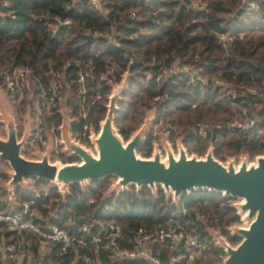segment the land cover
<instances>
[{"label": "trees", "instance_id": "trees-1", "mask_svg": "<svg viewBox=\"0 0 264 264\" xmlns=\"http://www.w3.org/2000/svg\"><path fill=\"white\" fill-rule=\"evenodd\" d=\"M101 1L99 10L89 0H0V68L24 65L34 76L46 79L52 69L66 66L69 84L62 94L69 95L55 103L46 116L49 122L63 120L59 108L64 104L74 121L73 130L81 131L87 124L98 132L109 95L126 75L127 88L117 102L113 123L127 140L143 122L145 112L154 111L153 124L137 148L142 156H150L157 127L166 128L172 141L183 133L188 152L203 154L209 141L213 155L220 160L238 154H264V23L258 10H248L240 17L241 0H203L207 3L204 9L193 7L191 0ZM65 19L69 22L63 23ZM111 30L114 42L101 35ZM219 34H226L225 40L220 41ZM175 61L189 65L195 71L193 77L178 72L166 79L157 78ZM109 66H113L112 72L99 78ZM85 71L89 76L80 82L79 75ZM216 80L229 87L217 85ZM14 102L18 116L26 103ZM253 113L262 120L248 128H214L206 138L193 129L198 121L230 120ZM20 121L18 134L23 131ZM73 160L77 156L64 157V161ZM6 177L0 171V178ZM110 177L84 185L70 183L63 196L50 180L29 176L26 184L15 186L14 193L26 200L35 190L47 188V195L35 206L43 214L59 208L55 222L67 229L72 228L70 222L96 216L120 223L131 234L138 227L163 225L173 217L189 221L210 241L209 228L232 244L240 240L227 228L240 220L234 197L198 188L173 201L159 184L153 191L147 185L136 188L130 184L108 195ZM4 194L6 189L0 185V195ZM105 204L109 209L106 214L101 211ZM2 234L10 237L14 232L0 221V237ZM196 251L195 264H215L225 255L213 242L209 248ZM159 255L167 260L168 248L162 247ZM52 257H63V264H69V258L57 251ZM126 264L150 263L133 260Z\"/></svg>", "mask_w": 264, "mask_h": 264}, {"label": "built area", "instance_id": "built-area-1", "mask_svg": "<svg viewBox=\"0 0 264 264\" xmlns=\"http://www.w3.org/2000/svg\"><path fill=\"white\" fill-rule=\"evenodd\" d=\"M89 2L94 8L102 9L101 0H89ZM2 3L6 4V1ZM191 4L200 9L207 7L206 1L203 0H191ZM241 8L240 17L248 10H258L264 23V0H241ZM131 15H134L133 11ZM68 22L67 19L63 21V23ZM101 35L110 41H115L113 30ZM225 38L226 34H219L220 41ZM65 67L52 69L46 79L34 76L30 67L24 65L11 69L0 68V87L5 90L11 101L24 102L27 106L25 120L29 122V131L26 132L27 142L25 144L34 147H36L35 145L43 146L42 152L49 150L48 157L65 151L61 135L64 119L57 124L53 121L49 122L46 118L47 114L52 112L56 102L61 103L65 100L62 90L69 84ZM112 70L113 66H109L100 72L98 77L104 79ZM178 72H183L191 77L195 73L189 65L175 61L171 66L165 68L157 78L166 79ZM89 73V71L81 73L79 81L83 82ZM215 83L227 88V84L221 80H216ZM249 90L255 92L253 89ZM59 110L62 111V108ZM259 121V117L252 114V116H244L239 119L198 121L193 129L198 136L206 138L210 136L214 128H248ZM68 122L70 123L68 134L74 141H81V136L91 138L98 133L87 124L83 125L81 131L73 130V119H68ZM23 134L25 133H22L21 136ZM49 143H51L50 148ZM51 183L55 185L53 181ZM23 184H26V179L20 185ZM111 185L107 189V193ZM56 186L60 190L59 186ZM14 188L15 186L7 185L5 187L6 194L0 195V221L14 232L10 237H6L4 234L0 237V264H63L65 258H53L54 251L69 258V264H126L133 260L145 261L150 264H195L193 251L207 249L212 242L218 244L215 235L219 233L217 230L211 232L213 239L210 241L201 236L202 234L196 226L189 225V221H180L173 217L169 218L166 224L141 226L133 230L131 234H127L120 223L96 216L80 223L70 222L72 228L67 229L60 227L55 222L59 208L55 207L47 214H43L41 209L35 206L42 196L47 195V188L35 190L26 200L18 199ZM101 211L105 214L108 213V205L102 206ZM203 217V215L198 216L200 219ZM229 231L231 230L229 229ZM222 236L228 241L224 235ZM162 247L168 248L167 260H162L159 255ZM182 249L188 250L187 254H183Z\"/></svg>", "mask_w": 264, "mask_h": 264}, {"label": "water", "instance_id": "water-1", "mask_svg": "<svg viewBox=\"0 0 264 264\" xmlns=\"http://www.w3.org/2000/svg\"><path fill=\"white\" fill-rule=\"evenodd\" d=\"M126 88L125 75L113 87L105 117L93 138L96 154L70 138V123L63 120V142L72 155L80 158L78 162L57 164L50 161L49 150L39 158L25 157L22 147L27 142V135L18 138L15 123L9 118L7 136L0 137V159L7 160L12 169L8 185L14 187L24 183L26 177L35 176L53 181L65 196L70 183L83 184L111 174L116 180L108 191L109 195L130 184L136 188L147 185L152 191L159 184L173 201H177L183 192L198 188L239 197L241 200L233 206L238 214H242L245 225L233 224L230 229L234 235L240 236V240L232 245L219 233L215 234L225 252L222 264H264V154L256 155L255 161L247 162V156H243L237 164L232 157L224 163L214 157L212 146L204 156H197L189 155L181 142H177L175 153L169 142L164 141L165 159L157 146L151 156H141L136 150L143 143L152 121L146 118L126 141L113 123L117 102Z\"/></svg>", "mask_w": 264, "mask_h": 264}, {"label": "rangeland", "instance_id": "rangeland-1", "mask_svg": "<svg viewBox=\"0 0 264 264\" xmlns=\"http://www.w3.org/2000/svg\"><path fill=\"white\" fill-rule=\"evenodd\" d=\"M116 86V85H114ZM227 87H229V85L227 84ZM63 95V94H62ZM69 95V92H66L65 94V100H67V96ZM64 96V95H63ZM17 103V102H16ZM15 102L14 101H11V99L9 98V96L7 94H5V91L3 88L0 87V137L2 138H5L7 136V131H8V123H7V120L9 118H12L14 123H15V127H16V133L18 134V127H17V123L19 124V121L22 122V127H23V130L25 129V126H26V120H25V116L27 115V106L25 107V110L17 116V111H16V104L14 106ZM26 105V104H25ZM60 108H62V115L64 117L65 120H68V107L64 104H61ZM255 115H257L260 119V121L262 120L260 118V116L256 113H253ZM145 117H144V120L146 118L150 119V121H152V124H153V121H154V111L153 110H147L145 112ZM19 117H21V119H19ZM238 119L240 117H237ZM235 119V118H234ZM143 120V122H144ZM206 121H211V120H206ZM142 122V123H143ZM212 122V121H211ZM141 123V124H142ZM140 124V126H141ZM151 124V126H152ZM115 126V125H114ZM139 126V127H140ZM28 127V126H27ZM138 127V128H139ZM156 127V125L154 126V128ZM115 128L117 129V127L115 126ZM137 128V129H138ZM151 128V127H150ZM149 128V130H150ZM136 129V130H137ZM118 130V129H117ZM135 130V131H136ZM156 131H154V133H156L157 135V138L153 141V149H152V152L154 150V146H157L161 152V157L163 159H165L166 157V151L164 149V146H163V142L164 141H167L169 142V144L171 145V147L173 148L174 152L177 153V142H181L183 144V141H182V136H183V133H181V135L175 137V139L172 141L169 137V133L167 131L166 128H158L155 129ZM134 131V132H135ZM97 132V131H96ZM119 132V131H118ZM133 132V133H134ZM22 133L18 134V137L21 135ZM120 134V132H119ZM148 134V133H147ZM97 135V134H96ZM95 134L91 137V138H88V137H84V136H81V141H78V140H75L76 142L80 143L81 145H83L85 148H87L88 150H90L93 154H96V146H95V143L93 141V138L96 136ZM121 136V134H120ZM131 136V135H130ZM86 138V139H84ZM121 138L126 141L122 136ZM203 138V137H202ZM208 146L205 148V152L203 154H199L197 152H188L185 145L183 144V146L185 147L187 153L189 155L191 154H194V155H197V156H204L206 154V151L207 149L212 146L211 142L208 141ZM35 145V144H34ZM36 147L34 146H31V145H24L22 147V154L25 156V157H28V158H39L41 156V154L43 153L42 151L44 150L43 146H39V145H35ZM51 146V143H49V148ZM65 150L64 152L60 153V154H52L49 159L51 161H54L56 162L57 164H62V163H65V162H71V161H64V157L66 156H76V155H72L71 154V151L69 149H66V146L64 147ZM137 152V150H136ZM152 152L150 154V156L152 155ZM137 154H139L137 152ZM141 155V154H139ZM142 156V155H141ZM243 156H247V162H250V161H255V156H249L248 154H238V155H233V156H227L224 160H221L222 162H226L229 158H233L235 160V163H239L240 162V159L243 157ZM215 157V156H214ZM218 159V158H217ZM220 160V159H219ZM80 161V158L77 157V160H73L72 162H78ZM0 171H3L4 173L7 174V177L6 179L4 178H0V183L3 185V186H7L8 185V181L10 179V172L12 171L9 163L7 160H4V159H0ZM26 179V178H25ZM26 180H30V179H26ZM116 180V177L114 175H112V177H110V185L113 184ZM27 182V181H26ZM89 182V181H88ZM87 183V182H86ZM81 184V183H80ZM85 182L81 185H84ZM157 186V185H156ZM149 187V186H148ZM150 188V187H149ZM165 192V191H164ZM189 192V191H187ZM167 195V194H166ZM168 196V195H167ZM235 200L233 201V204L236 203V202H239L241 199L239 197H234ZM179 199V198H178ZM237 210V209H236ZM239 217H240V220L239 221H236L232 224H230V227L231 225L233 224H239V225H245L244 223V220H242V214H239ZM230 227H227L228 228V231L230 229ZM213 230L215 229H212V228H209V233L211 234V232L213 233ZM231 230V229H230ZM231 234H233L231 231H229ZM213 236V234H211ZM183 254H187V253H184ZM193 254V261L195 259V257L199 254L198 251H193L192 252ZM225 257L222 256L219 258V260L217 262H215V264H222L223 263V258Z\"/></svg>", "mask_w": 264, "mask_h": 264}, {"label": "crops", "instance_id": "crops-1", "mask_svg": "<svg viewBox=\"0 0 264 264\" xmlns=\"http://www.w3.org/2000/svg\"><path fill=\"white\" fill-rule=\"evenodd\" d=\"M5 91V90H4ZM5 94H6V92H5ZM27 116V115H26ZM63 119H64V117H63ZM68 119H70L69 117H68ZM65 120V119H64ZM28 126V127H27ZM29 131V122H28V120L26 121V126H25V129L22 131V133H25L26 134V132H28ZM20 137H21V135H20ZM19 137V138H20ZM0 185L1 186H3L1 183H0ZM3 188H5V186H3Z\"/></svg>", "mask_w": 264, "mask_h": 264}, {"label": "bare ground", "instance_id": "bare-ground-1", "mask_svg": "<svg viewBox=\"0 0 264 264\" xmlns=\"http://www.w3.org/2000/svg\"><path fill=\"white\" fill-rule=\"evenodd\" d=\"M243 200V199H242Z\"/></svg>", "mask_w": 264, "mask_h": 264}]
</instances>
